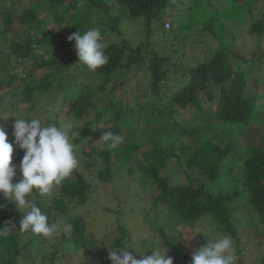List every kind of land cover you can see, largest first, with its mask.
<instances>
[{"label":"trees","instance_id":"1","mask_svg":"<svg viewBox=\"0 0 264 264\" xmlns=\"http://www.w3.org/2000/svg\"><path fill=\"white\" fill-rule=\"evenodd\" d=\"M81 1L83 6L93 7L97 13L101 12L99 17L94 18L97 20L103 16V23L111 30L122 33L120 25L128 13L133 19L144 18L148 27L156 22V31L171 34L165 30L168 29L167 11L174 6L173 0H115V5L108 0H44L40 4L31 1V5L21 11L12 8L3 13L4 29L1 33L5 42L10 41L8 45L5 43L6 48L1 57L3 70L10 71L9 68L14 67L12 55L19 63L29 61L33 56L37 59L34 67H45L47 73L42 77H34V70L31 69L21 76L19 73L7 72L10 79L0 77V113L11 105L10 111L19 114L22 119L36 118L44 122L47 117L48 123L58 126L63 123L62 118L66 117L68 121L70 117L75 119L70 136H76L74 142H77L79 149L76 154L81 156L80 160L85 168L79 166L74 170L61 186L54 189L51 197L40 196L37 192L32 194L42 212L48 216V222L54 221L56 211L65 213L76 203H87L94 179L113 180V177L121 174L136 159L135 168L140 170V178L149 187L158 189L150 200V210L153 208L157 213H165L169 223L194 227L205 218L211 229L209 235L216 230L231 235L240 252L242 238L239 229L240 226H245V214L243 217L240 214L248 210L246 226L257 237H264V136L253 146L241 139L243 130L256 120L262 123L261 129H264V117L259 109L264 106L259 102L264 98L261 86L264 84V49L242 55L219 42V46L210 48L211 55L207 59L194 61L191 57L185 62L187 56L185 52L179 53L181 48L166 47L163 51L154 48L149 41L135 43L130 39H123L121 42L113 40L105 43L102 40L109 62L93 72L79 63L75 41L68 40L70 35L77 32L75 30L70 29L66 38L61 41V48L67 51L68 59L55 52L49 58L44 57L48 51L42 48L54 40L47 33L42 37L29 35L27 41L23 37L8 36L15 30V24L28 25L40 21V7L47 5L55 8L68 2ZM1 2L2 0L0 4ZM224 2L227 7L209 3L210 16L203 21L201 32H207L220 40L223 36L220 38L213 30L217 21L222 25L221 28L225 27L223 21L227 20L236 25H245L250 21L248 26L251 32L260 39L264 34V20L254 14L260 0ZM85 7L79 11L80 14L86 12ZM121 10L124 15L118 12ZM261 11L260 14L264 15V8ZM183 14H187L191 21L195 19V13L185 8L173 16V26L171 22L168 23L170 28L173 27L172 30L184 29L180 24ZM91 20L94 21L92 18L81 24L85 26V31L102 25L94 24ZM175 20L178 22L176 28ZM193 24L194 22L190 23L189 27ZM230 32L235 37L236 34ZM15 33L16 30L14 35ZM134 69L139 72L136 75L138 82L130 88L128 85L133 80L131 71ZM18 78L21 82H17ZM133 90L137 97L129 100L124 98ZM44 98L50 102L43 112L37 111V103ZM205 100L216 103V107L208 108V114L212 115L201 117V123L193 126V131L191 129L182 135V138H190L180 146L187 152L181 155L175 149L180 139L174 135L175 124L189 125L192 122L188 123L187 118L183 122L175 121L176 115L189 110V106V113L203 109ZM108 121L112 124L105 126L104 123ZM171 123L173 129L169 128ZM141 124L143 129L140 128ZM154 124L169 126L154 131L151 137L144 136L151 142H146L142 136L128 139L130 133L148 135L150 126ZM13 125L7 130L9 142H14ZM134 126L136 129H131ZM105 131L126 137V141L130 143L124 142L123 153L110 148V142L104 141L105 144L101 147L95 145V140L91 146L80 142L83 136L101 137V133ZM158 133L160 138L153 137ZM261 133L264 134L263 131ZM226 134L231 137L226 138ZM13 146L18 147L15 143ZM249 148L248 156L243 158L242 155ZM23 155L22 149L16 152L13 164L18 166ZM119 159L124 166H120L117 161ZM170 168H177L176 173L185 175L186 181L172 183ZM87 171L92 172L94 179ZM144 210L150 211L148 208ZM22 218L23 213L0 193V231H7V235L0 236V264H24V259L32 264H39L37 260L40 256L30 253V246L39 248L47 238L19 231ZM153 223L161 235L167 256L173 258V263L191 264L195 251L182 247L180 240L173 237L166 226L156 221ZM66 224H71V230L68 233L60 232L61 240L54 241L50 253H43L41 258L44 264H59L63 256H73L88 242L87 224L79 214H69ZM126 225L120 222V233L115 238V246L130 245L126 237L129 232ZM203 239L207 240V237L199 234L194 240L199 246ZM93 250L98 257L101 256V248L95 247Z\"/></svg>","mask_w":264,"mask_h":264},{"label":"rangeland","instance_id":"2","mask_svg":"<svg viewBox=\"0 0 264 264\" xmlns=\"http://www.w3.org/2000/svg\"><path fill=\"white\" fill-rule=\"evenodd\" d=\"M31 1L35 2L36 4L44 2V0H2L0 4V50H2V52L0 51V77L4 76L6 79H10L11 77L7 74V72L19 73L21 76L27 74L31 69L34 70V77H42L47 73V69L45 67H34L36 65L37 59L33 56L30 58L29 61L19 63L15 60V56L12 55V63L14 67L9 68L10 71H4L1 64V57L2 54H4L3 51L6 48L5 43H7V45L8 43H10V41H4L5 37L1 33V31L4 29L3 13L6 10L12 8H15L17 11H21L22 9L29 7L31 5ZM108 1L111 4H114L116 2L115 0ZM173 1L174 6L168 9L166 15V22L170 21L173 26V16L177 15L178 12H181L185 8H188L189 10L195 13V19L191 21L190 17L187 14L181 15L180 24L183 26L184 29L179 30L178 28H176V23L178 22L175 20L176 22L174 26L176 29L172 30L173 27L171 26V28L165 30L167 33H171L170 35L162 33L160 32V30L156 31V22H153L152 26L148 27V25H146L143 20L144 18L133 19L128 15V13H123L122 10L118 11L123 15L125 14L123 19L124 21L120 25L122 33L117 30H111L109 26L103 23V16H101L100 19L97 18L98 21L94 18L99 17L101 12L97 13L96 10L94 11L93 7H85V5L83 6L84 3L81 1L76 3L68 2L63 6L55 8H53L52 6L49 8V6L47 5H45L44 7H40V21L33 22L28 25L15 24V35L14 30L13 32L9 33L8 36L13 38L23 37V39L27 41L29 35H32L33 37H42L44 34L47 33L50 37H53L54 40L52 43L46 44L42 48V50L48 51L45 52L44 57L49 58L52 56L53 52H55L57 54L63 55L68 59L67 51L61 48V41L66 38L70 29L75 31L80 30L81 34H83L86 28L84 25L82 26L81 24L85 23L86 20H90L93 18L94 21L91 20V22H93L94 24H102L99 29L101 32H104V34H102V37L105 43H108L113 40L121 42L123 39H130L135 43L141 41L148 43L149 41L154 48H158L163 51L166 50V47L179 49L181 48V51L179 53L185 52L187 56L184 59L185 62H187L191 57L194 58V61H201L207 59V57H210L211 55L210 48L219 46V42L229 46V49H235V53L239 52L242 55L248 54L253 50L260 51L264 49V34L260 36V39L258 36L254 35L250 30V26H248L249 24H251L250 21L245 25H236L231 20H227L226 22L223 21L225 26L223 28H221L222 25L220 24V22L217 21L213 30L214 34H216L220 38L223 36V39L221 38L220 40L215 36L207 34V32H201L203 28V21L210 16V14H208V11L210 9L209 3L213 2L216 6L227 7V4L224 2V0ZM193 6L196 7L192 10ZM84 7L86 9V12L80 14L79 11ZM262 8H264V0H260L257 7L255 8L254 14L255 16H259V18L264 20V15L260 14ZM86 17H88V19H86ZM249 19L251 20V17ZM193 22V26L191 25L189 27V24ZM230 31H233L236 34L235 37L234 35H231ZM196 39L198 40L195 41ZM256 42L258 43L256 44ZM261 47L262 49H260ZM138 73L139 72L137 71V69L131 71V77L133 78V80L128 85L130 88H133L136 85V82H138L136 77ZM19 79L20 78L17 79V82H21V80ZM261 86H263V90L264 84H262ZM129 87H127L128 90H130ZM119 94H121V92H119ZM125 97L127 98V100H129L133 97H137V95H135V91L133 90L128 95L126 94L124 98ZM49 102L50 101L45 98L39 101L37 103V111L39 110L40 112H43L45 106L48 105ZM259 102L264 104V98H261ZM8 106L9 109L3 110L2 113H0V115L2 116H8L7 118L0 117V127H3L6 132L8 128L13 125V123L17 119V117L14 115H17L19 118H22L19 114H13L10 111L11 105ZM203 106V109L197 112L193 111L192 113H189V110L191 109V107L189 106V110H185L188 111L187 114H185V111H183L182 113L176 115L175 121L178 120L183 122V119L185 120V118H187L188 123L192 122L189 123V125H185V123H182L184 125H180V123L179 125L178 123L175 124L176 128L174 130V135L175 137L180 138L179 144H177L175 149H177V151L181 155L187 154V152L183 148L182 150L180 146H183L185 141H188L190 138H182V135L186 134L191 129L193 131V126L199 125L201 123V117H210L212 114H208V108H215L216 103H211L210 101L205 100ZM259 109L262 111L260 113L261 116L264 117V106H261ZM62 120L63 123L71 122L73 127L75 126L74 118L70 117V121H68V119H66L65 117L62 118ZM47 121L48 119L46 117V120H44V122ZM111 124V121L104 123L105 126H110ZM169 125V128L173 129L172 123ZM169 125H163L162 127L158 126L157 124L151 125L149 129L150 133L148 135H144L143 133H130L128 135V139L138 138L142 136L144 139H146V142H151V140L147 138L151 137V133H153L154 131H160L161 128H168ZM101 126H103V124H101ZM261 127H263V125L259 120L254 121L245 130H243L241 139H243L246 144H251V146H253V144L259 142L260 138L264 136V134L261 133L262 131L264 132V129H261ZM134 128L136 129L135 126L131 129ZM140 128H144L143 124H141ZM77 135L80 134L77 133ZM224 136L226 138L231 137L229 134H226ZM121 137L123 139V143L119 144L115 148L118 153H123L125 149L124 144L130 143L129 141H126L127 139L125 136ZM153 137L160 138L161 135L160 133H158ZM219 138H222V136ZM81 139L82 140L80 142L90 146L91 144L93 145L94 140L96 141L95 145H97L98 147H101L103 146V144H105L103 140H100L101 137H97V135L92 136L90 138L83 136L81 137ZM74 143L75 150L77 152L79 150L76 146L77 142ZM239 143H241V141ZM13 147L14 152L12 163L15 162L16 152L21 151L19 147ZM249 150L250 148L248 149L247 153L242 155L243 158L248 156ZM80 158L81 156H78V159L80 161L79 166L84 169L85 166L80 160ZM117 161L120 166H124V163L121 159ZM136 163L137 160L134 159V161L129 164L128 168L125 167L121 174L116 175L115 177H113V180L109 181H102L98 178L94 179L91 175L92 172L87 171V174H89L90 177L94 179L93 189L89 194V201L85 204L76 203L71 207L68 212L65 213L56 211L55 219L54 221H52L53 224H66L67 216L69 214H79L87 224L86 238L88 240L86 245H83L73 256H63V259L62 261H59V264H112V261L109 259V248H120L119 246H115V238L120 233L119 225L121 221L127 224L126 226L129 229V232L126 236L128 241L130 242L129 246L136 247L138 250L143 251L136 252L135 249H129V251L132 252L134 257L137 259H142L146 257L150 254L148 252L152 251H160L161 253L166 251L167 255V250L163 247L162 244L161 235L156 229V226H154L153 222L155 221L159 224L166 226V228H168V231L171 232L172 236L176 239H178L180 234L187 236L185 238H180L179 240L181 246L187 249L189 248L191 252L198 250L199 247L205 244L206 240L203 239V242L198 246L196 244V241L194 240L195 236H192L195 235V232H197L200 228H209V223L205 220V218L201 219L194 227L190 225L176 226L167 221L165 213H157L153 210V208L150 210V200H152L154 195L157 194L158 189L151 186L149 187L145 184V181L140 178V170L135 168ZM130 168H133V171H130ZM175 169L177 168H170L169 170L171 182H185V175H181L180 173L178 175ZM179 170H181L180 167ZM20 178L21 173L19 172V168H17V176L14 178L13 182H17ZM48 197L51 196H47V198ZM146 208H148L150 211H145L144 209ZM248 212V210H245L242 214H240L241 217H243V215L245 214V216L243 217L245 226H240L239 229L240 236L242 238L241 243L239 244V247L242 248L240 252L237 249L238 245L236 240L231 235H226L223 234L222 231L216 230L210 236L219 238L221 236L226 235L232 239L236 255L235 262H238L240 264H264V237H257L252 231V229L246 226L248 220ZM59 236L60 232L54 233L53 236L51 238H47L46 242L44 244H41L39 248L35 246H30V253L40 256V258L37 260L39 264H44L41 256L43 255V253L47 252L48 254L52 251V244L54 243V241L58 242L61 240ZM95 247L101 248L102 253L100 257H98L95 251L93 250ZM23 263L32 264V262L26 261L25 259L23 260Z\"/></svg>","mask_w":264,"mask_h":264},{"label":"clouds","instance_id":"3","mask_svg":"<svg viewBox=\"0 0 264 264\" xmlns=\"http://www.w3.org/2000/svg\"><path fill=\"white\" fill-rule=\"evenodd\" d=\"M68 40L75 41L79 63L89 71L94 72L109 62L99 28H90L83 34L78 30ZM14 116L17 117L12 133L14 142H9L8 133L0 127V193L23 213L19 231L43 238H51L56 232L68 233L71 224L49 223L48 216L42 212L32 194L37 192L40 196H51L54 189L61 186L78 169L80 161L73 142L76 136H70L73 125L71 122H64L58 126L36 118L22 119ZM100 140L110 142V148H116L123 143L122 137L111 131L101 133ZM13 143L24 151L18 166L12 163ZM17 168L21 178L13 182L17 176ZM210 231V228H200L197 234L192 235L204 234L207 240L192 254L191 264H234L236 255L232 239L226 235L213 239L209 235ZM5 235L7 231H0V236ZM185 237L187 236L180 234L178 239ZM129 249L143 252L133 246L109 248L112 264H173V258L167 256L166 251H147L149 255L137 259Z\"/></svg>","mask_w":264,"mask_h":264},{"label":"built area","instance_id":"4","mask_svg":"<svg viewBox=\"0 0 264 264\" xmlns=\"http://www.w3.org/2000/svg\"><path fill=\"white\" fill-rule=\"evenodd\" d=\"M167 26L169 27V24H167Z\"/></svg>","mask_w":264,"mask_h":264}]
</instances>
